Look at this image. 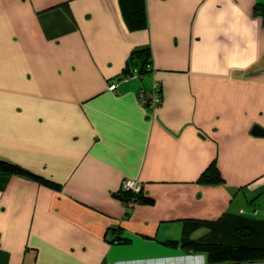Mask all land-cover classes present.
<instances>
[{
    "label": "crops",
    "instance_id": "crops-1",
    "mask_svg": "<svg viewBox=\"0 0 264 264\" xmlns=\"http://www.w3.org/2000/svg\"><path fill=\"white\" fill-rule=\"evenodd\" d=\"M259 1L146 0L148 26L131 31L119 0H0V157L62 185L0 171V264H209L184 242L264 248ZM144 45L153 70L119 79ZM154 83L150 113L138 93ZM212 162L224 181L199 183ZM127 179L154 203L116 198Z\"/></svg>",
    "mask_w": 264,
    "mask_h": 264
},
{
    "label": "trees",
    "instance_id": "trees-1",
    "mask_svg": "<svg viewBox=\"0 0 264 264\" xmlns=\"http://www.w3.org/2000/svg\"><path fill=\"white\" fill-rule=\"evenodd\" d=\"M119 3L124 20L131 31H138L147 28L148 19L146 0H119ZM253 11L254 14L260 15L264 21V0L257 2L253 7ZM152 67L153 60L150 46H138L134 48L129 54L119 79L131 77L133 69H137L141 76H145L153 70ZM0 171L35 180L38 183L55 190L62 189V185L55 182L54 180L39 175L20 164L1 157ZM223 181L224 180L216 162H212L198 179L199 183L205 185L220 184ZM114 196L124 202H135L142 204L154 203L153 198L146 197L142 193L128 192L123 189L115 193ZM239 234L243 237H246L251 234V231L246 232L244 229H240ZM117 236L118 237L116 238V241H119L120 243H128L130 241L129 238L121 237L119 233H117ZM166 244L170 246H177L179 241L168 240ZM183 246L192 252H201L206 254L207 262L209 264L264 261V248L249 246L246 244L232 245L222 242L191 240L184 242Z\"/></svg>",
    "mask_w": 264,
    "mask_h": 264
},
{
    "label": "built area",
    "instance_id": "built-area-1",
    "mask_svg": "<svg viewBox=\"0 0 264 264\" xmlns=\"http://www.w3.org/2000/svg\"><path fill=\"white\" fill-rule=\"evenodd\" d=\"M131 77L141 78L142 76L138 73L137 69H133ZM110 88L114 89L115 86L111 85ZM161 95L162 92L159 83H154L151 89L141 88L138 93L140 101L150 113L161 105ZM122 189L128 192L142 193L143 184L139 180L127 179L124 181Z\"/></svg>",
    "mask_w": 264,
    "mask_h": 264
},
{
    "label": "water",
    "instance_id": "water-1",
    "mask_svg": "<svg viewBox=\"0 0 264 264\" xmlns=\"http://www.w3.org/2000/svg\"><path fill=\"white\" fill-rule=\"evenodd\" d=\"M252 133L254 135H259V136H264V128H262L261 126H254Z\"/></svg>",
    "mask_w": 264,
    "mask_h": 264
}]
</instances>
